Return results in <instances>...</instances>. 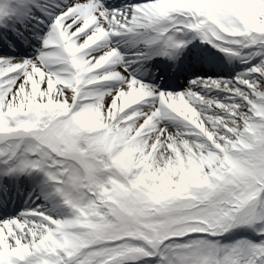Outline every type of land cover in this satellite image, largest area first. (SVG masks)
I'll return each instance as SVG.
<instances>
[{
  "label": "snow or ice",
  "instance_id": "1",
  "mask_svg": "<svg viewBox=\"0 0 264 264\" xmlns=\"http://www.w3.org/2000/svg\"><path fill=\"white\" fill-rule=\"evenodd\" d=\"M64 3L36 54L0 55V143L9 142L0 175L42 172L73 215L54 219L36 206L0 220V264H264V63L248 69L259 79L197 77L168 92L112 69L122 56L104 44L118 29L162 39L168 22L209 43L264 49V0ZM33 9L48 15L38 0H12L7 14L22 27L43 23ZM0 39L10 48L26 42L15 27ZM109 81L118 86L102 91ZM202 88L239 102L206 98ZM162 119L184 130L171 132ZM237 227L261 239L220 246L204 238Z\"/></svg>",
  "mask_w": 264,
  "mask_h": 264
},
{
  "label": "bare ground",
  "instance_id": "2",
  "mask_svg": "<svg viewBox=\"0 0 264 264\" xmlns=\"http://www.w3.org/2000/svg\"><path fill=\"white\" fill-rule=\"evenodd\" d=\"M125 7H129V6L128 5H121V8H125ZM135 31H137L138 34H141L145 30L144 29H137ZM119 32H121L123 34V36H127L130 33V32H127V31H125L123 29H119ZM127 43H130V42H127ZM256 53L258 55H256ZM262 55H264V49H262V48H260L259 46H256V45H252V48H251V50L248 53H240V54H238L237 55V59L251 60L252 62H259L261 64V63H264V59L262 58ZM245 76H247L249 78H253V79H259L260 78L259 75L251 74V73H247ZM99 87H101V85ZM260 90L264 91V87H262ZM201 92H202V94H201L202 96H205L206 98H213V99L217 100V96H216L217 93H214L215 92L214 89L202 88ZM144 107H142L141 110H143ZM174 122L175 121L171 122V126L174 124ZM167 128H169V130L171 132L184 130L183 129L184 128L183 125L181 123H179V122H176L175 125L172 127V129H170L171 127H167ZM186 138L188 139V137H186ZM34 185H35V183H32L30 181V184H29L30 188H33ZM45 190H46V188H44L42 190V189H40L38 187V188L35 189V193L33 195V196L37 197V200H38L37 202H38V204L40 206H42L44 204H48V201H49V191L46 190V195H45V194H43L45 192ZM45 196H47L48 198L45 199ZM48 209H49V207L46 208V209H44V207H41V210H47L48 211ZM47 211H42V212L45 214V213H47ZM29 219H36V218L29 217Z\"/></svg>",
  "mask_w": 264,
  "mask_h": 264
},
{
  "label": "rangeland",
  "instance_id": "3",
  "mask_svg": "<svg viewBox=\"0 0 264 264\" xmlns=\"http://www.w3.org/2000/svg\"><path fill=\"white\" fill-rule=\"evenodd\" d=\"M246 49V47H241V49H240V52H242V51H244ZM222 94H224L225 93V91H220ZM227 98H225V99H228V100H230V101H233L232 100V97H231V99L229 98L230 97V94L229 93H227L226 92V95H225ZM221 99V98H220ZM225 99H223V100H221V102H224V103H227L226 102V100ZM170 120H167V119H162L160 122H163V123H165V122H169ZM184 129V128H183ZM190 137V136H189ZM191 138H193V137H191ZM5 143V145H8V141H5L4 142ZM22 145L24 144V143H21ZM73 215V213L72 214H68V215H66V216H64V218H62V217H60V218H58V219H60V220H63V219H67V218H70L71 216ZM204 238H207V239H209L208 237H204ZM189 239V237H184V238H175L173 241H168V242H165V243H169V242H175V243H185V242H187V240ZM213 239V238H212ZM211 239V240H212ZM156 260L155 259H153V261H152V264H156Z\"/></svg>",
  "mask_w": 264,
  "mask_h": 264
}]
</instances>
